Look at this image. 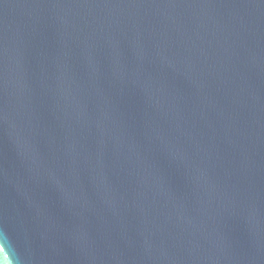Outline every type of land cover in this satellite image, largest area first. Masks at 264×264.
Instances as JSON below:
<instances>
[{
  "label": "water",
  "instance_id": "water-1",
  "mask_svg": "<svg viewBox=\"0 0 264 264\" xmlns=\"http://www.w3.org/2000/svg\"><path fill=\"white\" fill-rule=\"evenodd\" d=\"M0 264H264V0H0Z\"/></svg>",
  "mask_w": 264,
  "mask_h": 264
}]
</instances>
